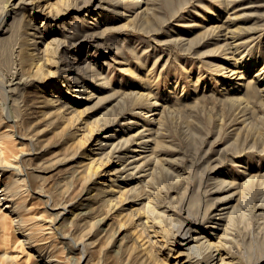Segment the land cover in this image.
<instances>
[{
	"label": "rangeland",
	"instance_id": "374dc122",
	"mask_svg": "<svg viewBox=\"0 0 264 264\" xmlns=\"http://www.w3.org/2000/svg\"><path fill=\"white\" fill-rule=\"evenodd\" d=\"M26 1L0 0V117L4 120L1 127L15 134L9 138L14 150H28L29 145L26 143L29 139L32 140L33 146L34 143L35 146H43L40 147L41 158H45L44 161L42 159L40 166L42 172H40V178L35 180L37 184L34 185V180H29L28 186L32 190L28 191L26 202H30L28 206L32 207L31 210L28 209L29 213L33 214V211L34 213L36 211L34 215H39L36 220L44 223L45 231H50V234L48 233L50 236L47 234L53 243L52 251H50L55 253L59 260L55 262L58 264H173L179 247V236L176 234L182 233L178 231L179 221L187 217L192 219L198 228L211 230L213 226L206 227V224H214L215 220L207 221L208 217H205L203 213L205 202L209 203L217 198L227 201L228 199L224 197L232 190V184L227 182H230L233 177L238 184L248 176L252 175L254 178L264 172V103H262L264 93L259 97L262 101L260 105L258 98L255 101L248 100L247 103L246 94L244 90H241L244 82L250 78L257 79L260 88L264 87V0H154L156 3L153 0H146L148 6H143L147 11L149 10L148 13L143 6L139 7L135 4L137 2H128V0H32L27 1L28 4ZM219 2H223V6ZM24 5L26 8L23 7ZM42 5L47 9H43ZM155 6L159 7L154 8ZM157 14L161 16H156ZM143 16L146 17L145 19L148 18L150 23L147 20L144 21ZM209 21H213L214 24L225 22L227 29L224 30H228L225 33L226 36L223 29L213 32L199 26ZM26 30L34 33L27 35V38ZM232 34H235L234 37ZM174 36L177 37L176 41ZM32 41L36 42L33 44ZM228 41L235 44L228 46L226 44ZM222 42H224L223 45H227L228 50L226 48L224 50V46H222L223 49L219 47ZM236 42L243 43V46ZM32 46L35 49L33 48L34 51L30 55L28 50H32ZM45 46L46 53L40 61L46 58V61L51 60V65L41 63L39 74H37L34 71V62L39 50ZM238 50L242 53H238ZM240 53L244 54L243 58ZM235 58L240 61L232 65ZM71 63L77 66L75 69L78 70L77 76H80L81 80L83 75L86 77L83 90L67 91L59 82L64 78L65 73H71L72 70L67 68ZM216 64L219 68L215 66ZM229 67L243 69L244 77L234 78L235 74L231 73ZM91 73L97 74L96 80L90 78ZM13 87L17 88L13 89ZM86 88L88 93L97 97L80 101V95L85 94ZM114 90L117 91L116 94ZM138 90L144 96L140 95ZM112 93L114 98L108 97L111 101L106 100L108 94ZM126 93L127 96L136 93L135 96L139 98L132 95V97H125ZM52 95H55L54 98L59 96L61 101L59 104L50 105L51 108L58 105L57 115H47L50 107L43 104V99ZM117 95L118 98L122 99V96L125 98L123 97V102L120 99L113 105ZM153 101H156L155 106H157V113L154 114L152 110H149ZM63 102L82 111L72 114L73 111L69 112V109L62 107ZM84 107L87 111L83 109ZM108 107L111 108V113L116 112L112 113L114 116H111V119L117 118V123L107 126L109 128L95 130L98 124L97 116ZM139 112L142 113L139 115ZM125 117L133 122L131 123L133 131L150 124L157 126L166 140L165 145L159 148V153L168 157L169 162L173 164L169 163L168 169L171 171L167 175L158 171L159 175L154 182L157 203L170 207L172 212L170 217L172 216L173 220L171 221L170 218L167 221L169 223L162 224V229L165 225L171 224L170 230L169 227L163 230L165 232L161 230V234H166L161 235V238L162 236L165 238H162L165 242L149 241L145 235L147 234L145 229L139 226L137 227L141 229L134 227L133 217L130 220V218L118 216L119 208L108 210L107 206L102 205L100 209L97 208V211L94 208L95 212L92 209L88 210L90 204L88 206L89 199L86 197L93 183L82 177L81 171L77 170L79 168H77V160L97 138L108 130L116 129L118 123L123 122ZM76 137L88 139H85L86 141L83 139V144L75 147L74 156L71 154L72 151H66L65 147ZM21 141L25 144L22 145ZM259 148L260 151H258ZM66 152L70 153L66 155ZM112 160H116L115 157ZM215 162L219 164L216 165ZM210 168L212 170H209ZM259 175L257 178L261 179L259 178L256 182V178V183L260 180L264 181V175ZM224 178H226L225 181ZM215 180L218 181L215 182ZM186 186H189L188 189ZM37 187L41 188H38L39 193L34 192ZM212 190L216 192L211 193ZM191 192L193 196L191 194L189 201ZM69 200L74 203L71 205V211L70 206L65 210L64 216H67V220L58 221L57 224L50 223L47 220V214L53 209L47 207L53 206L54 203L60 205L65 202L70 203ZM131 203L129 201L123 206H129ZM248 209L251 210V205L247 209L242 208L243 217L236 215L237 219L232 218L230 227H227V232L229 231L227 234L231 237L235 232H239L233 236L234 238L229 237L226 241L233 249L237 246L236 243L242 246L241 240L248 224L252 225V222L255 224L257 216L251 214ZM74 211H77L78 217L88 215L84 217L86 220V222L84 220V226L79 225L80 230L78 226L76 227L73 223L69 225L71 223L68 222V218L75 214ZM203 216L206 219H203ZM91 220L92 225L89 224ZM66 222L68 227H65ZM48 224L52 225L48 226ZM58 224L60 226H57ZM70 226L72 229H69ZM5 229L0 231L2 235L4 232L5 239L4 242L0 234L2 238L0 242L4 244V247L0 244L2 248L0 250H8V253L16 254L13 257L14 264H25L30 256L27 257L25 254L27 251H24L18 243L16 244L18 234L13 233L10 228ZM236 229L241 231H235ZM168 231L172 232V237L168 235ZM186 233L183 232L184 237L188 235ZM236 237L238 240L235 243ZM152 244L155 245L152 246ZM15 256H17L16 259ZM80 257L83 258L81 261H79ZM1 259L0 264H9L8 261ZM30 259L26 264L33 261Z\"/></svg>",
	"mask_w": 264,
	"mask_h": 264
},
{
	"label": "bare ground",
	"instance_id": "6f19581e",
	"mask_svg": "<svg viewBox=\"0 0 264 264\" xmlns=\"http://www.w3.org/2000/svg\"><path fill=\"white\" fill-rule=\"evenodd\" d=\"M27 1H32V0H27ZM27 1H26V3H27ZM129 1L130 2L132 1L134 3L137 2L135 4H137L139 7H142L143 5L146 7V5H147L146 2H148L146 0H138V1L137 0H128V2ZM171 1H173V0H171ZM153 2H155V1L153 0ZM29 3H32V2H29ZM158 3H160V2H158ZM219 3L222 4L223 2L222 3L219 2ZM46 4H48V3H46ZM46 4H45V6H47ZM170 4H172V3H170ZM166 5L167 4H165V6ZM13 6L15 7V5H13ZM42 6H43V9L44 8H45V10L47 9L46 7H44V5H42ZM222 6H223V4H222ZM10 7H12V6H10ZM23 7L26 8L25 5ZM32 7L33 6H31V8ZM145 7L143 9L146 10ZM157 7H159V6H157ZM157 7L155 6L154 8H157ZM177 7H175V8H177ZM181 8H183V7H181ZM143 9H141L142 10L141 12H144ZM224 9H226V8H224ZM12 10H13V8H12ZM135 11H133L134 14H136ZM148 11L146 10L147 13H148ZM139 13H140V11H139ZM7 14H9V13H7ZM47 14H49V13H47ZM47 14H45V15H47ZM159 14H157L156 16H158ZM142 15H144V14H142ZM175 15L177 16V14H175ZM175 15H174V17H175ZM145 16H146V13H145ZM149 16H152V15H149ZM159 16H161V15H159ZM75 17H74V19H75ZM145 18L143 16L144 21H146L148 19V18L147 19H145ZM152 18H153V16H152ZM161 19L163 20V18H161ZM167 19L165 18V20H167ZM156 20H158V19H156ZM11 21H12V19H11ZM147 21L150 23L149 20H147ZM29 22H31V21H29ZM199 26L206 31L213 30V32H214V31H222V29H223L224 34L228 31V30H224L227 27V26H225V22H222L221 24H214L213 21H209L206 23H202ZM5 28H7V27H5ZM76 28H78V27H76ZM71 31H73V30H71ZM25 32H26L27 38H28L27 35L34 33V32H29L28 30H26ZM234 35H233V37H234ZM70 36H71V34H70ZM211 36H212V34H211ZM214 36H216V34ZM225 36H226V34H225ZM225 36H224V38H225ZM169 37H170V35H169ZM32 38L33 37H31V39ZM173 38L175 39L177 37L174 36ZM183 38H184V36H183ZM216 38H217V36H216ZM180 40H181V38H180ZM175 41H176V39H175ZM175 41H173V42H175ZM218 41H220V40H218ZM240 41H243V40H240ZM35 42L36 41H32L33 44ZM186 42H187V40H186ZM223 43L224 42H222L221 46H219V47L224 46V50L227 47V45L232 46L235 44V43L232 44L233 42L231 43L230 41H228L226 43L227 45H223ZM238 43H239V41H238ZM244 43H246V42H244ZM241 44L243 46V43H241V42L238 45H241ZM33 46L31 48L32 50H30V51L28 50V54H30V55L33 53V51L35 49ZM46 49H47V47L45 46L44 48L39 50V54L37 55L38 57L34 62V64H35V70L34 71L37 74H39L38 70L41 67L40 66L41 63L43 65H47V66L51 65L50 58H49L50 61H48V59L46 61V58H44L45 60L40 61V58L44 57V54L46 53ZM222 49H223V47H222ZM236 50H237V48H236ZM233 52H232V54H233ZM239 52H241V50L240 51L238 50V53ZM37 53H38V51H37ZM69 53L70 52H68V54ZM245 54H247V53H245ZM233 55H235V54H233ZM241 55H242L241 58H243L244 54H241ZM22 57H23V55H22ZM228 57H230V56H228ZM228 57H226V58H228ZM159 58H160V55H159ZM238 59H239V57H238ZM238 59L235 58L234 59L235 61L232 63V65H236L238 63V61H240ZM71 64H69L67 67L68 70H70V69L72 70L71 73L70 74L65 73L64 78L59 80L60 84L62 86L64 85L67 91L68 90H73V91L76 90L77 91L78 89L83 90V88L85 89V84H86L85 78L86 77L83 75L82 80H81L80 76H77L78 70L76 71V69H75L76 65L74 66L73 64L72 65ZM86 66H88V65H86ZM215 66H217L219 68L218 64H216ZM91 68H93V67H91ZM124 68L126 69V67H124ZM93 70H95V69H93ZM219 71H220V69H219ZM230 71H232L231 73L235 74L233 76L234 78L242 79L244 77V71L241 68H230ZM54 72L56 73V71H53V73ZM49 74H52V73L49 72ZM97 77L98 76L96 73L95 74L91 73V75H90L91 79L95 78V80H96ZM38 78H39V76H38ZM38 78H36V79H38ZM103 78H105V77H103ZM11 80H12V78H11ZM98 81H99V79H98ZM20 82H18V83H20ZM14 84H15V82H14ZM10 88H9V90H13V89H16L17 87L16 88L13 87V89H10ZM119 90L121 91V89H119ZM241 90H244V92L246 94L247 103L249 102L248 100H254L255 101V99L258 98V100L260 101V105H262L261 104V102H262L261 98L259 99V97H261V95H263L264 87H261V88L259 87L257 79H255V80L253 78L247 79L244 82L243 88ZM114 91H113V93H114ZM126 91L128 93V90H126ZM84 92H85V94H81L80 95L81 97L79 96L80 101L90 100V99H93L94 97H97V96H94V94H92L90 92H89L90 93L89 94L88 89ZM116 92L117 91H115V94H116ZM138 92H140V91L138 90ZM113 93L108 94L106 100L109 98L113 99L114 98ZM127 93L124 94L125 97L127 96ZM132 93H133V91H132ZM132 93H131V95H132ZM141 93L142 92H140V95H142ZM145 93H148V92H145ZM118 95L115 97L116 101L113 103V105L116 102L120 101V99H121L120 96H122L123 94L119 96L120 98H118ZM131 95L128 94L127 97H130ZM135 95H136V93H135ZM135 95L133 94L132 96H135ZM54 96L55 95H52V96H49V97H46L43 99V104L50 107L47 110V115H55L59 111L58 105L55 106L54 108H51V106H50V105H54V104H59L61 102V101H59V98H58L59 96L57 98H54ZM124 96H122V99ZM142 96H144V94ZM147 96H149V94ZM135 97L139 98V96L138 97L135 96ZM136 98H135V100H137ZM129 99H127V100H129ZM135 100H133V101H135ZM149 101H150V99H149ZM254 101H252V102H254ZM122 102H123V100H122ZM155 102L152 103V105L149 109V110L153 111V114L157 113L156 112L157 106H155L156 105ZM129 103H130V101H129ZM262 103H264V102H262ZM146 104H147V102H146ZM249 104H251V103H249ZM258 104H259V102H258ZM149 105H150V102H149ZM105 106H104V108H105ZM144 106H146V105H144ZM252 106H253V104H252ZM62 107L65 109H69L68 110L69 112L73 111L72 114H75L79 111H82V109L76 108L75 106H72V105H68L65 102H63ZM86 107H84L83 109L87 111V109H85ZM166 107H167V105H166ZM110 111H111V108L108 107V108H106V110L101 112L100 115L97 116L98 117L97 118L98 124L96 125L95 130L109 128L107 126H110L111 124H113L117 121L116 120L117 118L111 119L116 112H112V113H114L112 116V113ZM130 111H132V110H130ZM130 111H128V112H130ZM80 113H82V112H80ZM118 113H117V115L119 116L120 114H118ZM141 113L139 112L138 114L140 115ZM146 117H148V116H146ZM124 119L125 120L123 122L118 123V127L116 129L111 130V131L108 130V131L104 132V134L101 137L96 139V141L93 143V145H91L87 150H85L83 152V154H81L79 156V159L77 160L78 161L77 168L78 167L79 168L77 170L81 171V173L80 172L79 173L82 175V177H84L86 180L92 181V183H93L92 187L90 188V191H88V193H87L89 195L86 197L87 199H89L88 200V202H89L88 206L90 204V208L88 207V210L89 209L93 210L95 208L96 209L95 211H97V208L102 207V205L107 206L108 210L109 209L114 210V209L119 208V210L117 211V214L120 218L126 217L127 219L130 218V220H131L133 217L134 227H136V228L142 227L143 230L145 229L147 231V234L145 233V235H147V237H148L147 239L149 241L155 243V241L158 242L159 240H162V238H164L163 236L161 238V235H166L165 233L161 234V230L163 231L164 229H167V227H169V230H170L171 224L170 225L167 224L168 226L165 225L166 228L164 227V229H162V224H164L165 222L170 220V218L172 217V216L170 217V215L172 214L170 207L161 206L164 204H158L159 202L157 203V201H158V200H156V198H157L156 193L157 192L154 188V182H155L157 175H159V172H161L164 175H167L171 171V170L169 171V169H168V165H169V163H171V162H169L170 161L169 158L166 157L165 155H161V153H159V148H162V146L165 145L166 140L160 134L157 126L155 127V126H152L149 124L150 126L148 125L147 127H145V125H144V127L138 128V129L133 131V129H132L133 126L131 125V123H133V122L131 120H128L127 117H125ZM2 120L3 119L0 117V231L4 230L5 228H10V230H12L13 233L18 234L16 236L15 242H16V244L18 243L19 246H21L24 251H27L25 254L27 255V257L30 256L29 257V258H31L30 260H33L32 262L30 261L31 263H29V264H58L55 262V261H57V262L59 261L57 259L56 254L53 252H52L53 254L51 253L52 248H53V243L51 242V239H49V236H50L49 232L50 231H45L46 226L44 225V223L38 222V220H36L37 217L39 218V215H37V214L34 215L35 213H37L36 211H35V213L33 211V214L29 213V211L31 210L30 208H32V207H30V205L28 206V203H30V202H26L27 201L26 197L28 196L27 195L28 191L32 190L30 188V186H28L29 180L30 181L34 180V185H35V183H36L35 180L40 178V172H42V170L40 169V166H41L42 162L45 160V158L44 159H43V157L41 158L42 152H41L40 147H43V146H40V147L35 146V143L33 146L32 140L29 139V140H27L28 142L26 141L27 142L26 145H29V147L27 148L28 150H26V151L21 150V149H15L14 150L13 147L11 146L12 144L10 145V142H9V138L14 133H13V131L8 130V129H2L1 126L3 125V121H4V120L3 121ZM151 120H149V121H151ZM89 132H91V131H89ZM88 134L89 133H87V135ZM87 135H84V136H87ZM90 135H91V133H90ZM20 137L23 138L22 135H20ZM81 137H83V136H81ZM87 137L86 138L84 137L83 139L87 140L88 139ZM90 137L91 136H89V138ZM34 138L35 137H33V141L35 140ZM24 139H25V137H24ZM83 139L80 137H76V138H73L71 141L69 140L70 142L68 144H66L67 146L65 147L66 151H70V152L72 151L71 154H74V156H75V153H74L75 147L78 144H83V142H84V141H82ZM21 143H22V141H21ZM23 144H25V143H22V145ZM40 144L43 145L42 143H40ZM248 147H250V146H248ZM263 147H261V148H263ZM20 148H22V146ZM251 148L253 149V147H251ZM22 149H24V148H22ZM245 149L247 150V148H245ZM42 150H43V148H42ZM258 151H260V148ZM262 152H263V150H262ZM68 154L66 152V155H68ZM72 157L73 156L71 155V158ZM113 157H115L116 160H112ZM215 158L217 159V157H215ZM42 159H43V161H42ZM213 159H214V157L212 158V160ZM232 162H234V161H232ZM171 164H173V163H171ZM218 164L219 163H216V165H218ZM213 165H215V164H213ZM213 165H212V168H213ZM236 168H238V167H236ZM209 170H212V169L210 168ZM78 171H77V173H78ZM262 173H260L262 175H259L258 173L257 174L259 176H263L264 172H262ZM81 175H80V177H81ZM258 175H256V177H254V178L252 177V175L248 176V178H246L245 180L239 181L238 184L235 183V180L233 179L234 178L233 177L232 179H230V182H227V183L232 184V185L230 184L232 190L227 194V196L224 197L225 199H228L227 201H221L222 198H217V199H213V201L212 200L209 201V203H208V201L205 202L204 208H203L204 209L203 213H205V217H208L207 221H208V219H209V222H211L212 220H215V222L212 221V222H214V224L212 223V224L207 225L205 223L206 227L213 226V228H211V230L208 229L209 231H206L203 228H198L195 225V223L192 222V219H189L187 217L185 219H183L182 221L181 220L179 221L180 227H179V229L177 227V229H178V231L180 230L182 233L180 234V232H179V234H176L179 236V239H178L179 247L177 248V251L175 253V262L173 264H264V181L260 180L258 183H256L260 178V177L257 178ZM95 176H96V178H95ZM101 176H104V177H101ZM256 178H257V180L255 182ZM225 179L226 178H224L223 180L225 181ZM262 179H263V177H262ZM181 180H182V177H181ZM220 180L221 179L219 178V182H220ZM217 181L215 180V182H217ZM222 183L224 184L226 182H222ZM31 184H32V186H34L33 183H31ZM214 184H216V183H214ZM219 184H221V183H219ZM36 186H38V185H36ZM227 186H228V184H227ZM85 187H87V186H85ZM188 187L186 186L187 189H188ZM33 188H35V186ZM38 188L41 189L40 187H37L34 190V192H38V190H39ZM229 188H230V186H229ZM192 190H194V189H192ZM192 192L189 194L190 195L189 201L191 199ZM214 192H216V191L212 190L211 193H214ZM257 193H260L263 196L259 197L258 195H260V194L257 195ZM192 196H193V194H192ZM78 198H79V196H78ZM255 199H256V201H254ZM214 200H216V201H214ZM73 201H75V200L73 199ZM129 201L132 202L129 206H123V205L127 204ZM69 202H70V200H69ZM73 203H71V202L66 203L65 202L62 205H60L59 203H57V204L54 203L53 206L50 205V207H47V208H49L51 210L53 209V210L48 211V214H47L48 216L45 215L48 217V219L47 218L46 219L48 221H50V223H52V224H55L56 222L58 223V221H61V222H63L64 220L66 221L67 216H64L65 212H66L65 210L68 209V207L70 206L69 210L71 211V209H72L71 205ZM82 203H84V202H82ZM46 204H47V202H46ZM250 205H251V210L250 209H248V210H250V213L257 216L258 218L256 217L255 224L252 222V225L248 224V226L246 227L247 230L245 231L244 236L241 240L242 246L238 245L240 243H236V241L238 240V237H236L237 239H235V243L237 244V246L235 247V249H233L231 246H229V243L226 242L227 239L229 237H231L230 235H228L229 231L227 232V227H230L229 223L232 221V218L234 219L236 217V215H239V216L242 215V217H243L244 212H243L242 208L245 207L247 209V207ZM86 207H87V205H86ZM28 209H30V210H28ZM80 211H82V210H80ZM89 211H91V210H89ZM76 212L74 211L75 214L72 216L70 215L71 217L68 218L69 219L68 222L71 223L69 225L74 224V225H76V227L78 226V228H79V225L81 227L84 226L83 223L86 222L84 217H87L88 215L85 216V214H84V216L79 215V217H78V214ZM82 212H84V210ZM79 214H81V213H79ZM115 216H117V215H115ZM205 217L203 219H206ZM242 217H239V218H242ZM100 218H102V217H100ZM88 219H89V217H88ZM203 219H202V221L204 222ZM235 219H237V218H235ZM84 220H85V222H84ZM100 220H102V219H100ZM172 220L173 219L171 218V221ZM167 223H169V222H167ZM231 223H230V225H231ZM59 224L57 226H60ZM61 224H63V223H61ZM81 224H83V225H81ZM86 224L88 225V223H86ZM89 224L92 225V220L90 221ZM49 225L50 224H48V226ZM63 225H66V224H63ZM87 225H86V227H87ZM202 225H204V223ZM137 226H139V227H137ZM178 226H179V224H178ZM65 227H68V223ZM71 227L72 226H70L69 229H72ZM52 228H54V227H52ZM139 229H141V228H139ZM244 229H245V226H244ZM57 230H58V228H57ZM79 230H80V228H79ZM81 230H82V228H81ZM237 230H239V229H236L235 231H237ZM242 230H243V228H242ZM52 231H53V229H52ZM142 231H140L141 234H144V233H142ZM239 231H241V230H239ZM7 232L5 229V233H7ZM140 232H138V236L141 235V234H139ZM163 232H165V231H163ZM183 232H187L186 234H188V235H186V237H184L185 234L183 236ZM231 232H233V230H231ZM169 233H168V235H171L172 232L170 234ZM236 233L239 234V232H235V234ZM3 236H4V232L2 235V238L4 241L5 239ZM171 237H172V235H171ZM2 238H0V240ZM158 238H161V239H158ZM164 239L162 240L163 242H165ZM145 240H146V238H145ZM169 241H171V240H169ZM172 241H173V239H172ZM232 241L234 243V239ZM0 244H1V242H0ZM142 244H143V242H142ZM1 245L4 247V244H1ZM154 245L152 244V246H154ZM158 245L160 246V244H158ZM161 245H163V244H161ZM5 246H6V244H5ZM161 247H163V246H161ZM4 250H6V249H4ZM43 250H45V251H43ZM42 251L44 252V254ZM1 252L2 253H0V254H1V258L3 259V261H6V262L8 261L9 264H14L15 260H13L14 259L13 257L16 254L13 255L11 253H8L9 252L8 250L7 251H1ZM54 254L56 257L54 256ZM82 255H85V254H82ZM16 257L17 256H15V259H16ZM82 257H84V256H82ZM28 259H27V261H28ZM82 259L80 257L79 261H81ZM79 261H78V263H80ZM26 262H25V264H26ZM16 264H18V263H16Z\"/></svg>",
	"mask_w": 264,
	"mask_h": 264
}]
</instances>
